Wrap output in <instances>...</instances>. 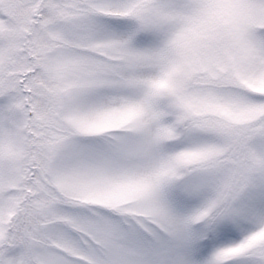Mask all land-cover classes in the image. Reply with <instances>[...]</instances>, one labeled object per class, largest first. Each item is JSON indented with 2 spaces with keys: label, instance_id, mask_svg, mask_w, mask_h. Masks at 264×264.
<instances>
[{
  "label": "snow or ice",
  "instance_id": "snow-or-ice-1",
  "mask_svg": "<svg viewBox=\"0 0 264 264\" xmlns=\"http://www.w3.org/2000/svg\"><path fill=\"white\" fill-rule=\"evenodd\" d=\"M0 264H264V0H0Z\"/></svg>",
  "mask_w": 264,
  "mask_h": 264
}]
</instances>
